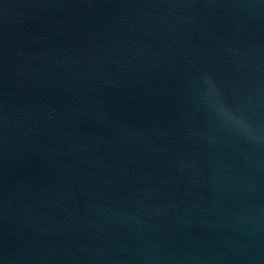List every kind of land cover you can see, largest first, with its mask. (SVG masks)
Instances as JSON below:
<instances>
[{
    "label": "water",
    "instance_id": "obj_1",
    "mask_svg": "<svg viewBox=\"0 0 264 264\" xmlns=\"http://www.w3.org/2000/svg\"><path fill=\"white\" fill-rule=\"evenodd\" d=\"M0 264H264V0H0Z\"/></svg>",
    "mask_w": 264,
    "mask_h": 264
},
{
    "label": "clouds",
    "instance_id": "obj_2",
    "mask_svg": "<svg viewBox=\"0 0 264 264\" xmlns=\"http://www.w3.org/2000/svg\"><path fill=\"white\" fill-rule=\"evenodd\" d=\"M214 91H215L214 87L210 85L209 86V102L214 105L216 112L222 118L230 119L237 125L243 126V121L239 116L233 115L232 113L229 112V110L223 103L219 102L218 100H213L211 98V93Z\"/></svg>",
    "mask_w": 264,
    "mask_h": 264
}]
</instances>
